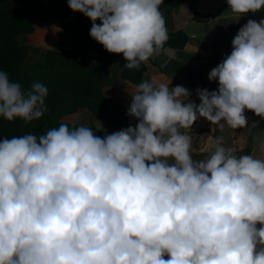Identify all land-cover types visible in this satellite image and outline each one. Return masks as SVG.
<instances>
[{
  "label": "clouds",
  "instance_id": "1",
  "mask_svg": "<svg viewBox=\"0 0 264 264\" xmlns=\"http://www.w3.org/2000/svg\"><path fill=\"white\" fill-rule=\"evenodd\" d=\"M162 3L68 0L91 19L90 37L136 70L169 39ZM227 3L238 14L264 8ZM208 79L218 89L197 88L199 104L183 86L138 84L126 113L138 123L103 138L62 123L0 141V264H264V159L218 136L193 160L181 131L198 115L220 130L245 127V109L264 117V19L238 30ZM47 95L0 70L6 120H38Z\"/></svg>",
  "mask_w": 264,
  "mask_h": 264
},
{
  "label": "trees",
  "instance_id": "2",
  "mask_svg": "<svg viewBox=\"0 0 264 264\" xmlns=\"http://www.w3.org/2000/svg\"><path fill=\"white\" fill-rule=\"evenodd\" d=\"M184 2L163 0L159 7L165 21ZM209 17L199 15L197 20ZM35 21L51 24L71 34L73 45L69 48H45L41 59L26 61L29 48L18 40V35L33 33ZM96 23L102 22L97 20ZM91 26V19L79 11L71 10L68 0H0V70L7 72L9 79L19 82L22 88L27 89L39 82L48 89L45 100L47 111L38 120L25 122L16 118L8 121L0 116V141L26 134L45 135L62 123L67 124L70 130L83 125L101 138L129 125L135 127L136 124L130 123L126 115L129 105L112 102L104 95L100 83L107 77L113 58L118 60L122 78L133 84L141 82L145 64L142 62L139 70L125 68L123 65L126 61L122 53H110L90 37ZM168 36L163 47L180 49L187 41V35L182 30H168ZM88 53L96 54L93 62L79 56ZM57 98L87 100L96 105L94 116L105 120L107 128L98 129L92 123L77 124L59 120L57 115L62 113L61 109L56 113L53 111L54 99ZM168 258L165 255L164 259Z\"/></svg>",
  "mask_w": 264,
  "mask_h": 264
},
{
  "label": "crops",
  "instance_id": "3",
  "mask_svg": "<svg viewBox=\"0 0 264 264\" xmlns=\"http://www.w3.org/2000/svg\"><path fill=\"white\" fill-rule=\"evenodd\" d=\"M199 15L210 17L197 20ZM239 15L241 16L237 20ZM249 19L257 22L264 19V8L255 13L238 14L230 10L227 0H185L166 21L168 30H182L186 33L185 45L180 49L162 47L158 54L145 61V71L140 83L155 80L157 85L165 84L170 89L177 85L183 86L192 93L190 99L199 104L196 89H218V81H209L208 73L231 53L232 40ZM59 36L58 39L47 42L48 45L55 46L59 43L63 48L73 45L71 34ZM81 55L90 57L93 61L96 58L95 53ZM137 85L122 78L118 60L113 58L108 67V75L101 82V89L112 102L130 105L131 93H135ZM244 114L247 125L234 130L226 123L220 130L217 125L198 115L190 129L181 130L192 138V159L200 160L206 157L218 136L224 138L225 147L237 149V156L251 154L255 158L264 159V117L257 116L248 109L244 110ZM128 121L137 124L138 118L128 115ZM92 122L96 128H107L103 119L96 117ZM260 227L262 225L258 223L257 228Z\"/></svg>",
  "mask_w": 264,
  "mask_h": 264
},
{
  "label": "rangeland",
  "instance_id": "4",
  "mask_svg": "<svg viewBox=\"0 0 264 264\" xmlns=\"http://www.w3.org/2000/svg\"><path fill=\"white\" fill-rule=\"evenodd\" d=\"M45 24V25H44ZM35 31L34 34H19L18 40L27 45L29 48V54L26 58V61H35L41 59L42 52L45 48H63L60 47L59 43L56 45H48L51 40L58 39L59 34L64 35L65 31L62 29L55 27L51 24L44 23L42 21L35 22ZM60 37V36H59ZM81 59L88 60L89 62H93L90 57H84L83 55H79ZM101 85V83H100ZM59 108L62 113L58 116L59 120L65 122H72L77 124H88L92 123L96 118L94 116V111L96 109V105L88 103L87 100H72L69 98H57L54 99L53 111L56 113ZM51 119H55L51 117ZM99 129V128H98ZM95 135V133H94Z\"/></svg>",
  "mask_w": 264,
  "mask_h": 264
}]
</instances>
